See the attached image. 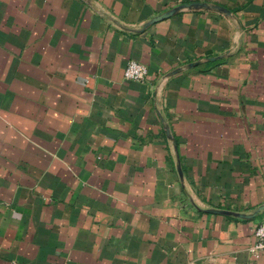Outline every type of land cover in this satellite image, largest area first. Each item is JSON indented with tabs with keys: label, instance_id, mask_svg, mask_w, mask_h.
<instances>
[{
	"label": "crops",
	"instance_id": "crops-1",
	"mask_svg": "<svg viewBox=\"0 0 264 264\" xmlns=\"http://www.w3.org/2000/svg\"><path fill=\"white\" fill-rule=\"evenodd\" d=\"M263 204L264 0H0V264H264Z\"/></svg>",
	"mask_w": 264,
	"mask_h": 264
},
{
	"label": "water",
	"instance_id": "water-1",
	"mask_svg": "<svg viewBox=\"0 0 264 264\" xmlns=\"http://www.w3.org/2000/svg\"><path fill=\"white\" fill-rule=\"evenodd\" d=\"M184 9H207V10L218 11V12L224 13L226 15H232V12L228 8H226V7H224V6L220 5V4H211V3H208V2H205V1H190V2H185V3L179 4V5L171 8V9H169L168 11L153 17L149 21H146L145 23H143L142 27H140V28L128 27V26H125V25L119 23L116 20L115 21L119 25H121L123 28L129 29V30L134 31V32H143L151 24H154V23H156L158 21H161V20H163L165 18L171 17L174 14H176L179 11L184 10ZM217 58L218 57H210L209 59L210 60H216ZM199 62L200 61L191 62V63H189L187 65V67L190 68V67L196 66L197 64H199ZM181 70H182L181 68L175 69L171 74L172 75L176 74V73L180 72ZM165 131H166L167 136L169 138L173 139V137H172V135L170 133V129H169L168 125L165 126ZM175 149H176V157H177V170H178L179 175L181 177H183L181 159H180L179 151H178L176 145H175ZM208 210L211 211V212H215V213L234 215V216L241 217V218H253L259 212L264 210V204L259 206V208L256 211H254L253 213H239V212H234V211H230V210H220V209H208Z\"/></svg>",
	"mask_w": 264,
	"mask_h": 264
},
{
	"label": "built area",
	"instance_id": "built-area-1",
	"mask_svg": "<svg viewBox=\"0 0 264 264\" xmlns=\"http://www.w3.org/2000/svg\"><path fill=\"white\" fill-rule=\"evenodd\" d=\"M148 75L149 68L147 65L136 60H130L124 69V77L128 80L142 82L146 80ZM254 235L256 241L250 247V250L258 255L264 250V218L256 227Z\"/></svg>",
	"mask_w": 264,
	"mask_h": 264
}]
</instances>
